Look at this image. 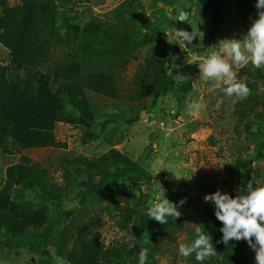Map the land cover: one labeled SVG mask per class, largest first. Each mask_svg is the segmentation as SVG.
<instances>
[{
  "label": "trees",
  "instance_id": "obj_1",
  "mask_svg": "<svg viewBox=\"0 0 264 264\" xmlns=\"http://www.w3.org/2000/svg\"><path fill=\"white\" fill-rule=\"evenodd\" d=\"M89 1L19 0L10 4L0 0V46L7 53L0 61V247H25L33 253L27 264H139L138 253L143 248L148 250L146 264H160L165 259L171 260L166 264H200L194 254L187 258L179 254L180 244L194 241L199 225L212 237L217 252L202 264H256L255 252L245 241L217 243L222 224L216 220L211 202L194 209L178 208L180 217H168L167 224L148 218V207L141 204L142 190L154 178L144 161H133L117 151L92 158L79 152L64 153L60 158L62 182L58 183L48 164L33 162L24 154L66 148L56 140L58 124L80 128V146L93 143L104 151L113 149L112 134L103 138L91 128L97 120L89 109L90 95L106 98L113 107L133 110L125 120L131 125L141 110L150 111L149 107L155 108L170 94L179 104L173 115L176 118L182 101H189L192 94L187 80L175 79L176 66L183 59L177 54L182 50L189 56H208L222 34L227 0H185L188 5L182 12L193 14L191 31L200 22L208 28L206 43L193 39L185 45L187 51L170 48L166 36L176 27L190 32L186 23L170 14V8L183 0H123L103 18L90 9H79ZM233 1L249 28L257 18L256 0ZM135 54H141V62L127 77V66ZM241 71L239 82L248 86L250 95L234 103L220 93L231 110L226 130L231 129L234 143L228 150L232 185L225 184L233 198L253 176L258 184L264 175L259 167L264 162V66L257 69L249 63ZM159 111L162 116L170 114ZM223 115L219 118H228ZM226 130L220 131L223 136L229 133ZM220 141L209 137L210 145L222 150ZM188 178L194 184L195 198L216 192L215 185L208 187L210 182L200 186L198 180ZM69 193L76 195L80 207L65 211L64 218L56 219L51 227L50 213L62 206ZM96 204L104 206L97 212ZM103 219L130 234L129 240L108 244L100 240L97 230ZM130 246L134 247L130 250Z\"/></svg>",
  "mask_w": 264,
  "mask_h": 264
},
{
  "label": "rangeland",
  "instance_id": "obj_2",
  "mask_svg": "<svg viewBox=\"0 0 264 264\" xmlns=\"http://www.w3.org/2000/svg\"><path fill=\"white\" fill-rule=\"evenodd\" d=\"M121 1L123 0H90L78 7L79 9H90L93 14L103 18L109 10L120 4ZM227 1L223 16L224 26L222 34L216 40L214 49L207 53L208 56H189L188 47L184 46L182 41L173 42L174 46H177L179 50L186 49L185 51H187L181 50V53L177 54V57L182 55L183 59L176 66L175 79L177 81L187 80L192 87V94H189L190 100L187 102L182 101V108H180V113L176 118L173 115L179 104L177 99L170 94L162 97L155 108L149 107L150 111L141 110L145 111V117L140 118L139 116V119L131 125H127L125 120L133 115V110L123 105L113 107V103L106 98L90 95L89 109L93 120H97L91 128L103 138H110V134H112L113 137L110 139H112L113 149L104 151L93 143H86L85 146H80L77 138L80 128L67 124H58L55 130L56 140L64 143L66 148L38 149L24 152V154L33 162L41 163L45 166L48 164L54 180L58 183L62 182L60 158L64 153L70 154V152H73L78 154L79 152L85 157L92 158V156H101L104 152L112 154L117 151L133 161H144L143 163L149 165V172L154 178L150 186L142 190L144 197L141 204L147 207H150L154 202L162 200V190L164 198L177 204L180 210L194 209L208 204V202L204 201V196L201 198L198 195L195 198L194 184H189L188 181L192 180H187L189 179L188 177L198 180L200 186H204L203 181L210 182L208 184L209 188L215 185L216 191L219 190L221 193L228 194V188L225 183L229 182L233 168L231 155L228 150H232L231 146L234 143L231 141V129H226L230 127L227 123H231V110L229 109V103H223L220 98V93L223 92V85L221 88H215L214 86L217 83L215 80L204 81L199 79V66L203 64L205 58L214 53L227 58L226 54L216 47L219 41L224 39L242 40L247 34L249 23L243 22L241 19L236 3L233 0ZM18 2L19 0H9L10 4ZM187 5L188 3L183 0V3L171 7L170 14L172 18L175 20L177 15L182 12V8ZM192 17L193 14L187 16L186 30L192 33L195 41L205 44L208 28L200 22L195 30L191 31ZM174 29L178 30V27ZM169 34H173L175 39L173 30ZM167 40H169V37ZM6 54V51L0 46V61L6 57ZM134 57L127 66V77L132 75L137 65L141 62V54H135ZM243 66L240 65L235 69L238 71V82L242 80L241 70ZM262 90L264 92V85H262ZM194 104L199 105L197 110L191 107ZM161 109L164 113L170 114L162 116L159 111ZM222 112H224V117H228L225 120L219 118ZM72 114L80 118L79 113L72 111ZM105 121H109V123L102 128L101 126ZM223 125L226 128H222ZM218 126H221V128H218ZM223 130L229 133L223 136L220 132ZM210 136L222 140L220 141L222 150H220L219 145L216 147L210 145ZM238 144L240 145L239 142ZM251 149L252 145L249 153ZM18 158L19 155H16L15 160ZM259 167L264 174V162H260ZM180 182H184L185 186L181 187L179 185ZM229 184L232 185L231 182ZM256 186H264V175L258 178ZM136 195L139 197L140 193ZM204 195H210V192L207 191ZM190 199L193 200L190 201ZM181 200H185V203L189 206L185 208L180 205L179 201ZM32 201L35 203L34 199ZM103 206L104 204H96L95 211L98 212ZM79 207L80 203L76 195L69 193L62 206L57 209L58 211L54 210L50 213L51 227L56 225L57 220L64 218L65 211H73ZM88 213H90V209H88ZM69 222L70 220H68ZM101 225L97 230L98 238L105 244L114 240L126 242L130 238V234L117 228L108 219H103ZM32 256L33 253H29L25 247L15 249H9L6 246L0 247V264H27ZM166 261L171 262V260L165 259L160 264H166ZM57 264H61V262L57 261Z\"/></svg>",
  "mask_w": 264,
  "mask_h": 264
},
{
  "label": "clouds",
  "instance_id": "obj_3",
  "mask_svg": "<svg viewBox=\"0 0 264 264\" xmlns=\"http://www.w3.org/2000/svg\"><path fill=\"white\" fill-rule=\"evenodd\" d=\"M255 8L257 18L252 21L242 40L224 39L216 46L227 58L214 53L199 66V79L215 80V88L223 85L224 94L233 98L234 103L246 99L251 93L245 83L238 82V71L235 69L249 63L257 69L264 66V0H256ZM186 20L185 12H180L176 17V21L181 23H186ZM173 31L175 39L173 34L166 35L169 43H177L179 40L185 46L191 44L195 38L192 33L184 30ZM191 107L197 110L199 105L194 104ZM256 184L253 176L243 192H238L234 198L217 190L206 195L204 201L214 205L215 218L222 224L219 229L222 237L217 243L228 245L230 241L243 240L255 252L256 264H264V186ZM184 203L185 200L179 201L180 205ZM145 214L161 225L168 223V217L177 219L181 215L177 204L164 198L163 190L162 200L152 203ZM195 235L196 238L190 245L180 244L179 254L185 258L194 254L196 261L202 264L206 259L216 256L217 252L213 247L212 237L205 232L203 226L198 225L195 228ZM131 247L134 246H130V250ZM147 252V248L139 251V264H146Z\"/></svg>",
  "mask_w": 264,
  "mask_h": 264
},
{
  "label": "water",
  "instance_id": "obj_4",
  "mask_svg": "<svg viewBox=\"0 0 264 264\" xmlns=\"http://www.w3.org/2000/svg\"><path fill=\"white\" fill-rule=\"evenodd\" d=\"M169 40H167V43L169 44V47L172 48L174 46V43H169ZM145 117V111H141L140 113V118H144Z\"/></svg>",
  "mask_w": 264,
  "mask_h": 264
}]
</instances>
